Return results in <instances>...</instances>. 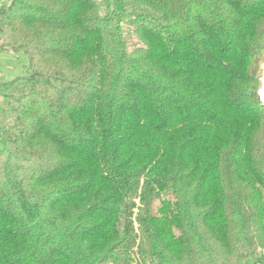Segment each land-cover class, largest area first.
Masks as SVG:
<instances>
[{
	"label": "trees",
	"instance_id": "16d2710c",
	"mask_svg": "<svg viewBox=\"0 0 264 264\" xmlns=\"http://www.w3.org/2000/svg\"><path fill=\"white\" fill-rule=\"evenodd\" d=\"M6 50L0 264L264 263V0H0Z\"/></svg>",
	"mask_w": 264,
	"mask_h": 264
},
{
	"label": "rangeland",
	"instance_id": "374dc122",
	"mask_svg": "<svg viewBox=\"0 0 264 264\" xmlns=\"http://www.w3.org/2000/svg\"><path fill=\"white\" fill-rule=\"evenodd\" d=\"M5 1V0H2ZM264 53V51H263ZM27 64L28 60L23 52H12V51H1L0 52V124L4 123L6 119L7 112L5 111L6 104V94L7 93H16L19 91L21 85L13 84L8 89L3 87V84L27 73ZM261 63L259 62V68ZM260 73V70H259ZM258 73V75H259ZM259 77V76H258ZM2 148V142L0 141V149ZM157 225L160 227V230L164 231L166 235L173 236L175 235L177 229L179 228V222L176 219L174 212L170 208L169 203L164 202L163 200L157 201L154 204L153 208ZM264 249V248H263ZM263 251V250H262ZM247 261L246 258L240 259V264ZM242 263V264H243Z\"/></svg>",
	"mask_w": 264,
	"mask_h": 264
},
{
	"label": "built area",
	"instance_id": "2783aa9c",
	"mask_svg": "<svg viewBox=\"0 0 264 264\" xmlns=\"http://www.w3.org/2000/svg\"><path fill=\"white\" fill-rule=\"evenodd\" d=\"M6 2L10 1V0H5ZM257 93V98L259 103H261L262 105H264V53H263V58H262V62L260 65V73H259V77H258V88L256 90ZM244 264H264L261 262H247Z\"/></svg>",
	"mask_w": 264,
	"mask_h": 264
}]
</instances>
